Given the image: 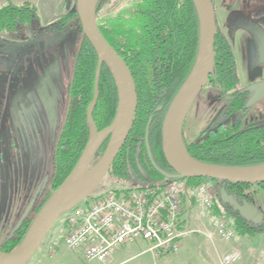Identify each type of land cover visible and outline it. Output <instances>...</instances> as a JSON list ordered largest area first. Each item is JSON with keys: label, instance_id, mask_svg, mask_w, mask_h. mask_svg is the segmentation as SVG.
<instances>
[{"label": "trees", "instance_id": "trees-1", "mask_svg": "<svg viewBox=\"0 0 264 264\" xmlns=\"http://www.w3.org/2000/svg\"><path fill=\"white\" fill-rule=\"evenodd\" d=\"M107 1L109 0L98 2V26L129 67L138 95L134 126L108 175L120 181L136 176L143 185L149 164L154 168L160 165L161 160L168 165L162 151L163 123L170 105L195 65L200 42L199 17L193 0H121L123 4L117 10L102 15V7ZM71 20L75 21L79 29L80 43L74 55L73 75L69 85V110L56 147L50 189L34 207L35 217L52 193L72 173L91 134L87 112L95 94L98 54L83 34L76 9L70 11L60 22L43 30L52 36L51 33L55 31L63 32ZM26 27L36 32L28 41L44 36L40 31L42 27L38 11L31 4L14 5L9 2L0 10V43L11 45L4 36L21 35ZM215 47V52L218 53L216 61L233 65L223 69L228 71L225 77H231L235 59L230 46L226 41L216 38ZM232 78H235L234 74ZM99 89L93 119L98 130L102 131L112 124L119 100L116 81L107 64L102 68ZM251 107L245 101L232 103L227 109L228 114L225 113L226 123L210 128L197 141H184L188 154L201 163L223 167L264 164V129L247 123L243 116ZM109 140L107 138L104 141L97 154L103 156ZM158 176L160 179L156 183L159 184L163 178L159 174ZM176 176L179 178L177 174ZM204 180L218 183L213 216L223 214L224 210L232 213L236 217V233L239 237L263 231L264 222L260 225L247 223L237 212H233L231 205L222 197L225 194L239 202L247 200L252 204L253 193L247 194L246 189L254 185L214 179H188V182L193 188L205 182ZM256 186L264 189V184ZM139 187L140 185L126 190ZM33 220L22 224L1 251L9 253L16 249Z\"/></svg>", "mask_w": 264, "mask_h": 264}, {"label": "rangeland", "instance_id": "rangeland-1", "mask_svg": "<svg viewBox=\"0 0 264 264\" xmlns=\"http://www.w3.org/2000/svg\"><path fill=\"white\" fill-rule=\"evenodd\" d=\"M5 1L7 4H14L12 1L20 3L22 0ZM213 2L218 25L229 40L237 60L239 87L245 88L263 80L264 65L259 66L257 63L259 47L256 38L241 23L243 18L262 10L261 17L253 20L264 31V0ZM122 4L121 0H109L104 3L101 14L117 10ZM75 9L76 0H72L69 8L53 24L60 22ZM73 21L69 22L63 32L55 31L51 33L52 36L47 35L43 29L40 30L45 40L35 45L15 46L0 43V250L22 224L34 219V207L50 189L56 147L69 108V85L73 75L74 55L80 43L79 29ZM40 26L42 27L41 23ZM47 27L49 26L45 28ZM33 35L36 32L26 27L23 34L4 36V39L10 44H20L28 42ZM36 54L38 60L34 58ZM226 106L225 100L219 97L217 88L204 87L185 121L183 140L197 141L210 128L216 127L223 121L222 113ZM263 110L264 103L254 106V113L258 117ZM101 158L102 154H97L90 168H94ZM136 181L138 180L133 176L130 180L120 181L107 175L86 200L141 185ZM204 181L211 194L216 196L218 183ZM246 193H253L252 204L264 217V189L254 185L246 189ZM233 200L239 204L247 201ZM191 211L193 212L190 220L188 219L187 228L193 233L182 240L177 254L155 258L151 253H144L147 247L140 243L138 246L132 245L117 251L114 264H214L211 254L207 252L205 241L208 240L211 249H216L218 253L226 251V243L232 242L224 241L212 229L211 222L215 216L209 214L203 219L199 209L194 206ZM223 214L229 219L231 228L238 231L236 217L226 210ZM204 223L210 230L208 236L202 231ZM59 225L60 220L51 229L56 233L55 236L58 234ZM50 238L49 232L26 264H102L87 262L81 253L69 249L62 240L59 249L48 254L46 247L51 244ZM249 247L257 255L261 250L264 251V229L255 235L238 236L234 247L222 256L221 264H225L223 258L234 250H239L242 256L241 260L232 264H252L249 262Z\"/></svg>", "mask_w": 264, "mask_h": 264}, {"label": "water", "instance_id": "water-1", "mask_svg": "<svg viewBox=\"0 0 264 264\" xmlns=\"http://www.w3.org/2000/svg\"><path fill=\"white\" fill-rule=\"evenodd\" d=\"M98 2L99 0H76V13L83 34L98 54L95 94L87 112L91 127L88 144L72 173L52 193L36 215L21 244L9 253L0 250V264H26L30 261L58 219L89 197L102 183L134 126L138 107L136 84L125 61L109 44L99 29L96 15ZM193 2L200 23L199 51L193 70L170 105L163 123V155L168 166L179 176L177 178L175 174L169 178L171 180L214 179L220 182L242 185L264 184V164L249 167L208 165L192 158L186 150L183 140L184 124L194 102L213 72L217 35V20L213 0H193ZM248 28L262 44L259 62L264 63V31L253 24L249 25ZM44 40L45 38L41 36L32 41L11 45H35ZM104 64H107L113 73L119 100L112 124L99 131L93 119V110L99 100V84ZM262 100H264V83L258 85V92L251 100L250 105H255ZM107 138L110 140L105 153L96 166L90 168ZM85 174H89L91 178L88 182L83 183L82 178ZM222 197L247 223L255 225L263 223L264 217L260 215L253 204L247 201L239 204L225 194H222Z\"/></svg>", "mask_w": 264, "mask_h": 264}, {"label": "built area", "instance_id": "built-area-1", "mask_svg": "<svg viewBox=\"0 0 264 264\" xmlns=\"http://www.w3.org/2000/svg\"><path fill=\"white\" fill-rule=\"evenodd\" d=\"M7 6L0 2V10ZM198 205L200 216L213 214L214 196L206 183L190 187L188 179L143 184L139 188L110 192L85 199L62 215L55 232L50 231V248H59L60 240L69 249L81 253L87 262L108 263L121 248L144 243L155 258L177 254L182 240L193 231L184 224V202ZM62 221V222H61ZM216 234L226 242L238 241V235L225 214L212 221ZM234 250L223 258L225 264L241 260Z\"/></svg>", "mask_w": 264, "mask_h": 264}, {"label": "flooded vegetation", "instance_id": "flooded-vegetation-1", "mask_svg": "<svg viewBox=\"0 0 264 264\" xmlns=\"http://www.w3.org/2000/svg\"><path fill=\"white\" fill-rule=\"evenodd\" d=\"M213 4H214V2H213ZM261 13H262V10H258L257 12L249 15L248 17L243 18L244 21L241 23V25L246 30H248L250 33H252L249 30L248 26L253 24V25H256L257 27H259L253 19H257L258 17H261L260 16ZM216 20H217V18H216ZM252 34L256 38V41H257V44L259 47L257 63L259 66H261V65H264V63L259 62L260 48H261L262 44L259 41L258 37L254 33H252ZM216 38L219 41H222V40L226 41V43L230 46V49H231L232 54H233L234 59H235V65H234V69H233L234 70L233 74H234L235 78H232L233 74L231 77L229 75V77L226 78L225 75H226V73H228V71L225 72V71H223V69H227L228 67H233V65H229V64H226V63H223L220 61L219 62L216 61V56L218 55V53L215 52V64H214L213 72H212L211 76L209 77V79L205 85V87L210 86L213 88H217L219 91V97L224 99L226 104H227L225 110L222 113L223 121L219 123V124H223V123L227 122V118L225 116V113L227 112V109L229 108V106L232 103L239 102V101H245L247 104L250 103L251 100L253 99V97L258 92V85H260L261 83H264V79L256 81V82L250 84L249 86H247L245 88H240L239 87L240 81H239L237 60H236L235 54L233 52L232 46H231L229 40L227 39V37L225 36L224 32L222 31L221 27L218 25V22H217ZM215 44H216V39H215ZM37 57H38V54H36V56L34 57L35 60H38ZM255 87H257V89H255ZM224 91H225V93H224ZM260 103H264V100L260 101L259 103H256L255 105H252V107L250 109H248V111L246 113H244L243 116H244L245 121L247 123L256 124L259 127L264 129V110L260 113L259 117L254 113V106H256ZM68 110H69V108H68ZM227 114H228V112H227ZM252 115H254V117H251ZM250 118H252V120H249ZM150 166L151 165L149 164V168L147 169V171L144 175L145 176V180L143 181L144 184H155L157 182V180L160 179L158 174L163 178L161 180L162 182L171 180L169 177H173L175 175L173 170L168 165H166L164 162H162L161 160H160V165H159L160 167L157 165L154 166V168L150 167ZM163 175H165L166 177ZM133 177H135L138 180V181H136V183L140 184L139 182H142L136 176H133Z\"/></svg>", "mask_w": 264, "mask_h": 264}, {"label": "crops", "instance_id": "crops-1", "mask_svg": "<svg viewBox=\"0 0 264 264\" xmlns=\"http://www.w3.org/2000/svg\"><path fill=\"white\" fill-rule=\"evenodd\" d=\"M10 1H12V0H10ZM12 2L16 5H23L25 3H28V4H31L32 6H34L38 11L40 23L42 24V29H44L46 26H51L54 22H56L57 20L60 19V17L64 14V12L69 8L72 0H22V1H20V3H16L14 1H12ZM193 206L198 209V205L195 201H190L188 199L185 200V202H184V217L186 218V223L184 225L186 227L189 226L188 219L190 220V218H191V214L193 212L191 210H192ZM202 228H203L202 231L206 235L210 232L209 227L205 223L203 224ZM212 229H214V228H212ZM226 244L228 246V249L226 251L218 253V251L216 249H214V248H213L214 250L211 249V247L209 246L208 240L205 241V246H206L207 252L209 254H211L213 261H214V264H221L222 256L226 252H228V250H230L231 248L234 247L235 242L226 243ZM138 245L139 244L134 245V246H138ZM46 248H47L46 251L48 252V254L52 253V251H54L56 249H59V248H50V245L47 246ZM248 250L250 253L249 262H251L252 264H264V251L261 250L260 251L261 255L260 254L257 255V254H255L254 250L251 247H249ZM114 263H116L115 255L111 261H109L108 263H105V264H114Z\"/></svg>", "mask_w": 264, "mask_h": 264}, {"label": "bare ground", "instance_id": "bare-ground-1", "mask_svg": "<svg viewBox=\"0 0 264 264\" xmlns=\"http://www.w3.org/2000/svg\"><path fill=\"white\" fill-rule=\"evenodd\" d=\"M91 176L89 174H85L82 178V182L85 183V182H88L90 180Z\"/></svg>", "mask_w": 264, "mask_h": 264}]
</instances>
